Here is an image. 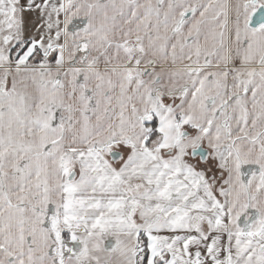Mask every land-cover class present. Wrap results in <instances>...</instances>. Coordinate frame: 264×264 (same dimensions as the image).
<instances>
[{
    "label": "snow or ice",
    "instance_id": "obj_1",
    "mask_svg": "<svg viewBox=\"0 0 264 264\" xmlns=\"http://www.w3.org/2000/svg\"><path fill=\"white\" fill-rule=\"evenodd\" d=\"M0 264H264V0H0Z\"/></svg>",
    "mask_w": 264,
    "mask_h": 264
}]
</instances>
